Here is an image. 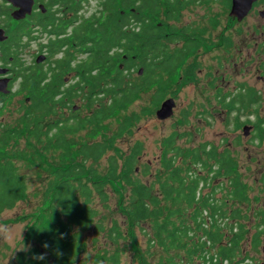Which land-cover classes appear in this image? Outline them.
Instances as JSON below:
<instances>
[{"label":"trees","instance_id":"16d2710c","mask_svg":"<svg viewBox=\"0 0 264 264\" xmlns=\"http://www.w3.org/2000/svg\"><path fill=\"white\" fill-rule=\"evenodd\" d=\"M197 1L102 0V10L95 15L94 23L87 22L86 28L82 23L73 33L80 52L84 53L87 48L93 52L91 56L80 60H54L48 71L20 74L23 77L21 89L30 88L31 102H23L19 126L1 124L0 212L13 209L27 197L25 177L17 172L18 161L32 162L30 155L35 154L36 160L42 162L49 152L61 153V165L53 169L46 193L58 207L53 214V225L42 227L40 219L30 224L24 241H31L39 248L30 258L21 257L20 264H76L77 258L86 251V243L74 230L93 224L95 212L89 203L94 192L102 201H107L108 182L131 188V201L126 209L132 224L155 222L151 243L168 252L169 249L186 250L185 257L191 264L198 256L204 259V254L210 251H216L230 264L245 261L239 259L248 230L243 223L246 216L237 205L248 203L249 193L229 148L222 152L211 144L184 148L176 145L178 134H172L165 140L162 166L167 176L160 181V197L154 195L152 186L134 180L143 145L137 143L125 157L116 148V142L131 131L138 116L135 114L122 121L113 137L104 133V123L134 105L142 90L154 88L156 105L161 104L179 69L201 50L204 39L195 30L175 24L185 8ZM224 3L230 8L231 0ZM90 42H93L91 47ZM141 70L143 75L140 76ZM71 71L76 73L77 79L62 91L63 77ZM49 73L60 75V85L54 87L53 81H47ZM78 98L83 101L79 109L88 111L84 116L75 111ZM229 99L227 101L228 96H225L221 102L229 111H248L261 101L255 89H242ZM6 100L8 97H3L0 104ZM66 109L70 117L66 116ZM260 123L255 126L258 131L263 126V122ZM84 130L90 131L94 140L99 137L100 140L75 149L74 136ZM258 138H262V131ZM25 140L23 149L21 145ZM110 151L114 154L109 156L107 172L102 175L97 165ZM219 177L227 183L225 188L216 184ZM220 189L225 191V199L218 201L215 194ZM166 203L174 208L164 207ZM185 212L189 213L187 217ZM205 212L213 219L211 223ZM216 217L230 218L231 222L222 225ZM262 217L257 228L261 225L264 228V213ZM263 235L264 230H261L253 236L254 250L260 247ZM110 238L114 242L124 239L117 224ZM178 260L171 257L163 264L185 261L182 257ZM109 264H120L118 253L110 257Z\"/></svg>","mask_w":264,"mask_h":264},{"label":"rangeland","instance_id":"374dc122","mask_svg":"<svg viewBox=\"0 0 264 264\" xmlns=\"http://www.w3.org/2000/svg\"><path fill=\"white\" fill-rule=\"evenodd\" d=\"M99 10L98 1L92 0L84 16L87 19ZM260 11H264V5L258 6L246 19L238 22L230 16L231 9L224 0H198L188 5L180 21L175 24L180 28L195 30L204 39V45L197 55L188 59L165 93L164 100H175L174 114L166 120L157 117L162 103L156 105L157 91L151 88L142 90L137 102L128 110L119 112L104 123V133L111 138L122 121L135 114L138 116L139 120L133 124L131 131L116 142V148L125 157L137 143L143 145L134 180L152 186L155 196L161 197L160 181L163 182L167 176L162 159L166 150L165 140L172 134H178L176 145L184 148L195 149L203 144H211L220 152L225 148L231 150L249 193V202L237 205L246 216L243 223L248 230L246 240L241 244L239 260L245 259L241 264H264V235L258 250L252 247L253 236L257 231L264 230L262 225L257 228L263 219L261 213H264V16L259 15ZM161 18L164 20L165 16ZM39 45L40 42L32 44L25 52L26 66L34 62ZM172 47L175 48V45ZM73 77L65 75L66 83H73ZM250 87L260 95V104L252 105L248 111L223 109L220 103L222 95L229 92L237 95L242 89ZM27 99L26 94H21L2 102L0 125L12 123L14 127L19 126V110ZM75 103L76 112L82 116L88 113L84 108L79 109V106H83L80 98ZM65 114L70 117L69 110L66 109ZM260 122H263L261 139L258 138L260 131L255 127ZM245 126L249 128L248 136L244 134ZM2 130L1 125L0 133ZM89 134L90 131L84 130L74 136L75 149L100 140V137L94 140ZM25 142L21 145L23 149ZM113 154V151L108 152L97 165L102 175L107 172L108 158ZM30 157L33 163L29 160L17 162V172L25 177L27 185L26 199L13 209L0 212V264H20L21 257L30 258L39 247L31 241H24L28 227L38 219L42 227L52 226L53 214L58 210L53 197H47L46 193L52 181L53 169L61 165V153L49 152L42 162L36 160L35 154ZM179 162L183 161L180 159ZM82 183L86 184V181ZM217 183L220 188L227 185L221 177ZM105 192L108 196L106 202L94 192L89 203L95 212L93 224L74 230L81 234L86 243V251L77 258L76 264H109L110 257L115 253L119 254L120 264H144V261L146 264H163L171 257L177 258V261L182 257L185 260L183 264H191L185 257L186 250L169 249L168 252L151 243L156 226L153 220L137 225L131 223L126 209L131 201L130 187L108 182ZM215 199H225V191L218 190ZM84 201L82 198L81 203ZM164 207L174 208L168 203ZM205 213L209 218L210 214ZM184 214L185 217L189 215ZM24 217L27 219L23 220ZM216 219L222 225L231 222L230 218ZM115 224L124 235V239L117 242L110 238ZM199 261L198 256L194 264H199Z\"/></svg>","mask_w":264,"mask_h":264},{"label":"flooded vegetation","instance_id":"af4514ba","mask_svg":"<svg viewBox=\"0 0 264 264\" xmlns=\"http://www.w3.org/2000/svg\"><path fill=\"white\" fill-rule=\"evenodd\" d=\"M33 1L31 13H21L18 19L17 14L20 8L8 0H0V71H3V73H0V83L7 81L6 89L9 91L7 94L0 92V99L26 94L28 96L26 103L29 104L31 102L29 99L30 88L21 89L23 77L20 74H28L33 70L39 72L41 70L48 71L50 62L54 60H80V58H86L93 54L87 48H85L87 51H84V53L80 52L81 48L78 46L73 33L81 27L82 23H84V28H86L87 22L94 23L95 15L102 10L100 5L102 0H97L100 10L87 19L84 16L85 9L88 8L92 0ZM263 1L258 0L253 5L248 16L258 6L264 5ZM259 15L264 16V11H260ZM37 42H40V45L38 52L33 57L34 62L30 66H26L24 62L26 61L25 52L32 44ZM89 46H93V42H90ZM39 59L42 60L41 63L37 62ZM187 61L185 64L188 63ZM21 64L22 66H20ZM66 75H74V79L73 83L67 84L64 75L65 85L63 86L64 88L62 87V91H64L65 87L73 85L77 79L74 71L67 72ZM59 78L60 75L49 73L47 81H53L54 87H57L60 85ZM16 85H18V89H16ZM249 89L254 88L250 87ZM244 90L248 89L244 88ZM234 95V93L231 94L229 92L227 95H222V99L224 100V97L228 96L227 101H229V98L234 97ZM221 106L224 110L229 111V109L224 107L223 103H221Z\"/></svg>","mask_w":264,"mask_h":264},{"label":"water","instance_id":"95a60500","mask_svg":"<svg viewBox=\"0 0 264 264\" xmlns=\"http://www.w3.org/2000/svg\"><path fill=\"white\" fill-rule=\"evenodd\" d=\"M9 2L15 4L17 7L20 8L17 18L19 19V15L21 13H31V8L34 3L33 0H8ZM258 0H231V12L230 16L234 19H237L239 22L243 21L250 11L253 8V5ZM263 16V15H262ZM38 63H41L42 60L39 59L37 61ZM0 73H3V71H0ZM143 70L140 71V75H142ZM7 87V81H4L3 83H0V92H3L4 94L9 93L6 89ZM176 106L174 99H167L165 100L160 109L157 111V117L161 120H166L170 118L174 114V107ZM249 128L247 126L244 127V134L245 136H248Z\"/></svg>","mask_w":264,"mask_h":264},{"label":"built area","instance_id":"2783aa9c","mask_svg":"<svg viewBox=\"0 0 264 264\" xmlns=\"http://www.w3.org/2000/svg\"><path fill=\"white\" fill-rule=\"evenodd\" d=\"M206 215L208 213H205ZM211 217L209 216L208 220L209 223H211ZM199 264H230L228 259H223L221 258L216 251H210V252H206L204 254V259H200Z\"/></svg>","mask_w":264,"mask_h":264}]
</instances>
